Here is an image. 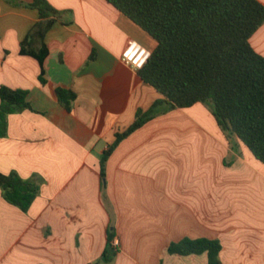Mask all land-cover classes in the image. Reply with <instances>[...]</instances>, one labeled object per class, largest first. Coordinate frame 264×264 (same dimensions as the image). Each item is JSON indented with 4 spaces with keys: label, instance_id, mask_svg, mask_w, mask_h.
I'll return each instance as SVG.
<instances>
[{
    "label": "crops",
    "instance_id": "1",
    "mask_svg": "<svg viewBox=\"0 0 264 264\" xmlns=\"http://www.w3.org/2000/svg\"><path fill=\"white\" fill-rule=\"evenodd\" d=\"M48 1L61 14L45 36L42 84L39 61L21 53L39 12L0 0V87L27 90L31 106L8 117L0 172L40 186L27 213L0 189V264H209L207 253L168 252L184 238L219 240L222 264H264V163L204 104L163 105L102 178L117 133L164 98L122 59L129 41L150 52L157 41L107 0ZM251 44L264 56V25ZM58 88L76 94L70 111ZM109 232L118 252L104 263Z\"/></svg>",
    "mask_w": 264,
    "mask_h": 264
},
{
    "label": "trees",
    "instance_id": "2",
    "mask_svg": "<svg viewBox=\"0 0 264 264\" xmlns=\"http://www.w3.org/2000/svg\"><path fill=\"white\" fill-rule=\"evenodd\" d=\"M107 1L157 41L139 75L164 98L146 112L139 110L135 122L117 133L102 157V178L118 144L162 114L163 105L170 110L204 104L230 141L238 138L264 163V56L251 44L252 36L264 25V4L259 0ZM27 6L38 10L40 20L22 42L21 53L39 61L40 81L46 84L44 61L49 50L45 36L61 13L48 0H32ZM56 92L70 111L76 94L63 88ZM28 94L27 90L0 87V137L8 134L10 115L31 109ZM0 189L8 203L27 213L40 186L16 172H0ZM114 238V232H109L104 263L113 262L117 255ZM221 250L219 240L208 238H184L168 248L172 255L207 253L209 264H222Z\"/></svg>",
    "mask_w": 264,
    "mask_h": 264
},
{
    "label": "built area",
    "instance_id": "3",
    "mask_svg": "<svg viewBox=\"0 0 264 264\" xmlns=\"http://www.w3.org/2000/svg\"><path fill=\"white\" fill-rule=\"evenodd\" d=\"M150 55L151 52L147 48L142 46L140 43L131 40L123 52L122 59L139 71L146 65ZM114 245L116 247L119 245V241L117 239L114 240Z\"/></svg>",
    "mask_w": 264,
    "mask_h": 264
},
{
    "label": "rangeland",
    "instance_id": "4",
    "mask_svg": "<svg viewBox=\"0 0 264 264\" xmlns=\"http://www.w3.org/2000/svg\"><path fill=\"white\" fill-rule=\"evenodd\" d=\"M131 254H134V253H131Z\"/></svg>",
    "mask_w": 264,
    "mask_h": 264
}]
</instances>
